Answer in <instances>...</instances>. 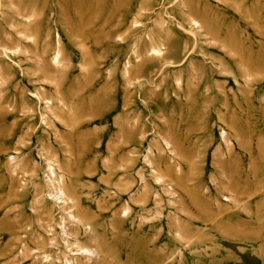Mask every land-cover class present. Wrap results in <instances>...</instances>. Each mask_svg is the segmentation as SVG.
I'll list each match as a JSON object with an SVG mask.
<instances>
[{"label":"rangeland","instance_id":"374dc122","mask_svg":"<svg viewBox=\"0 0 264 264\" xmlns=\"http://www.w3.org/2000/svg\"><path fill=\"white\" fill-rule=\"evenodd\" d=\"M0 264H264V0H0Z\"/></svg>","mask_w":264,"mask_h":264},{"label":"bare ground","instance_id":"6f19581e","mask_svg":"<svg viewBox=\"0 0 264 264\" xmlns=\"http://www.w3.org/2000/svg\"><path fill=\"white\" fill-rule=\"evenodd\" d=\"M28 18H29V17H28ZM28 22H29V20H28ZM153 52H154L155 54H157V52H155V51H153ZM151 53H152V52H151ZM136 59H138V61H140V60H141V56H137ZM66 235H67V234H66ZM135 251H136V250H135ZM138 251H139V250H138ZM84 252L87 253L88 255L92 256V257L96 254L93 250H91V249H87V248L84 250ZM94 258H95V256H94ZM96 258H97V257H96ZM91 260H92V259H91Z\"/></svg>","mask_w":264,"mask_h":264}]
</instances>
